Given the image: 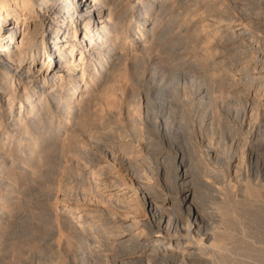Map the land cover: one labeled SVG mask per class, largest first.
<instances>
[{
    "label": "bare ground",
    "instance_id": "obj_1",
    "mask_svg": "<svg viewBox=\"0 0 264 264\" xmlns=\"http://www.w3.org/2000/svg\"><path fill=\"white\" fill-rule=\"evenodd\" d=\"M209 1L215 0L164 1L162 13L155 22V25H160L156 31L157 38L177 35L181 40L188 39L195 50H200L199 55L203 53V44L210 45L213 53L205 60L207 76L214 83L222 84L231 97L242 104L239 114L245 125L255 111L264 114V0H229V5L217 0L212 3L215 6L213 11L204 10L198 14V9L204 8ZM113 7H110V0H0V70L4 72L0 83L12 90L9 104L16 99L19 87L25 89L31 84V95L44 109L40 110L41 117L49 115L52 109H59L60 113L75 120L77 113L85 108L82 106L94 97L93 88L96 85L92 84V80H109L111 72L132 56L121 52V48V51L115 52V58L109 55L112 49L108 40L113 34L117 37L121 29L110 18ZM146 12L144 10L141 14ZM245 12L253 13L255 18ZM20 16L23 22H20ZM155 29L146 31L142 36L146 34V38L155 40ZM72 30L75 35H81L79 47L84 51L79 53V60L75 58L78 50L76 40L70 36ZM40 36L42 39L38 41ZM208 38H212L209 43L202 42ZM98 53L104 55L103 59L89 69L90 64L85 62L84 55L91 57ZM181 66H188L186 59ZM67 83V89H62ZM206 88L200 87L195 98L197 96L201 100L208 96L210 90ZM78 92L85 97L79 100L80 104L73 105L71 97ZM148 95L143 94L138 100L141 101L139 110L144 104L147 108L150 105ZM30 98L24 101L20 98L19 111L34 110L35 105ZM165 104L168 105L158 104L150 120L147 113L144 118L142 114L136 116L126 110L131 136L148 157L147 172L163 181L165 196L155 194L146 174L138 176L136 172L139 171L131 169L133 162L129 157L122 156L119 164L132 170L134 184L142 199L140 205L131 196L125 195L126 182L116 178L113 167L118 160L114 151L116 148L112 150L105 144L96 150L86 148L84 152L87 156L84 155L83 159L91 168V173L98 175L92 190L106 204L101 209L85 213L86 209L81 207L83 203L78 201L80 199L68 201L74 207L70 209L69 218L78 223L67 230L68 236L73 239L71 261L60 260L56 264H228L220 255L226 248V202L219 198L221 207L208 205L210 201L206 196L219 191H215L214 184H208L202 174L195 175L190 170L194 159L191 150L184 154V151L162 149L169 137L171 119L166 115ZM6 109L0 110V128L6 116L16 127V119ZM202 120L201 127L212 123L208 117ZM224 133L230 146L238 147L242 137L231 131ZM188 144L192 149H199L204 169L209 168L211 175L208 174L218 184L237 177L239 180L242 159L235 155L228 160H220L222 157L217 158L213 146L210 148L201 135ZM161 158L166 159L167 164L160 163L158 160ZM248 159L255 176L246 182L261 191L264 187V179L261 178L264 175V147L251 149ZM196 177L198 182L194 181ZM240 185L239 188L244 191L245 186ZM111 197H117V200L112 201ZM241 249L244 264H251L253 256L264 254V248L257 245V241L255 244L254 240H246Z\"/></svg>",
    "mask_w": 264,
    "mask_h": 264
},
{
    "label": "rangeland",
    "instance_id": "obj_2",
    "mask_svg": "<svg viewBox=\"0 0 264 264\" xmlns=\"http://www.w3.org/2000/svg\"><path fill=\"white\" fill-rule=\"evenodd\" d=\"M164 1L166 0H110V7L114 6L110 18L121 29L117 37L113 34L108 40L109 48L112 49L109 55L115 58V52L122 49L121 52L134 57L123 61L117 70L115 68L109 80H92V84L96 85L93 88L94 97L87 105L82 106L85 108L80 110V114L77 113L76 121L67 114L60 113L59 109H52L49 115L42 114L41 117L40 112L44 109L31 95V84L25 89L19 87L16 99L9 104L8 98L12 90L4 88L0 83V110L7 107L9 111H6L18 124L16 127L12 126V119L6 116L0 128V264H56L71 261L70 247L73 246V239H70L67 230L69 226L78 223L69 218L74 207L68 201L80 199L78 201L83 203L81 207L86 209L85 213L101 209L106 204L92 190L98 175L91 173V168L83 159L84 155L87 156L84 152L87 149L96 150L104 144L113 148L112 150L116 148L114 151L118 160L113 164L116 178L126 182L125 195L131 196L140 205L142 199L134 184L132 170L139 171L136 172L138 176L146 174L155 194L165 196L163 181L147 172L148 157L140 151L139 145H136L138 143L132 138L126 114V110H129L134 115L142 114L145 118L147 113L150 120L161 102L168 103L165 104V111L171 117L169 137L162 149L168 152L184 151V154L191 150L195 160L192 159L190 170L195 175L202 174L208 184H214L215 191H219L213 192L210 195L212 197L206 196L207 201H210L208 205L219 208L220 199L226 202V248L225 252L220 253L224 261L228 264H244L241 247L246 240H254L255 244L257 241V245L264 248V187L260 191L246 182L255 176L250 169L252 164L248 159L249 151L264 147V114L255 111L246 120L247 124L243 125L239 114L242 104L231 97L227 88L214 83L207 76L205 60L213 53L210 45L203 44V53L199 55L200 50H195L194 44L188 39L181 40L177 35L157 38L156 31L160 25H155V22L162 13ZM222 1L226 5L230 4L229 0ZM213 2L217 0L209 1L204 8L198 9V14L204 10L213 11ZM144 10L147 12L141 14ZM245 13L255 18L253 13ZM21 18L22 16L20 22H23ZM153 28H156L155 40L146 38V34L145 37L142 36ZM70 36L72 40H76L78 55L75 58L79 60L84 51L79 47L81 35H75L72 30ZM41 39L42 36L37 38L38 41ZM211 40L212 38H208L202 42L209 43ZM103 56L101 53L91 57L84 55L85 62L90 64L89 69L96 67ZM185 59L188 66H181ZM80 69L78 72L81 74ZM3 74L0 70V81ZM88 75L89 73L87 81L90 79ZM67 87L68 83L62 89L66 90ZM200 87L210 90L209 95L201 100L197 96L195 98ZM84 90L85 87L82 91ZM146 93H149L151 102L149 101L148 108L144 104L142 111L139 110L141 101L138 100ZM29 96L35 105L34 110L28 108L26 111H19L20 98L24 101ZM83 96L85 94L80 92L72 95L73 105L80 104L79 100ZM204 117L212 120L206 128L201 127ZM226 131L238 133L242 137L238 147L230 146L225 137ZM198 135L206 140L210 148L213 146L216 155H219L217 158H223L220 160H228L235 155L239 160L242 159L239 180L237 177L218 184L210 176L209 168L204 169L200 161L199 149H192L188 144ZM122 156L129 157L133 162L131 171L119 164ZM158 161L167 162L164 158ZM261 178L264 179V175ZM194 181L198 182V178ZM240 184L245 186L244 191L242 187L239 188ZM111 198L112 201L117 200V197ZM251 264H264V254L253 256Z\"/></svg>",
    "mask_w": 264,
    "mask_h": 264
}]
</instances>
